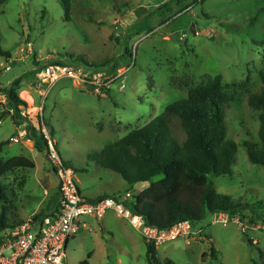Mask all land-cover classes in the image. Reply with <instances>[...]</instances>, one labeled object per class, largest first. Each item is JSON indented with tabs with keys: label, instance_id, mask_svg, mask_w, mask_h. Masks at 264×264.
I'll return each mask as SVG.
<instances>
[{
	"label": "rangeland",
	"instance_id": "rangeland-1",
	"mask_svg": "<svg viewBox=\"0 0 264 264\" xmlns=\"http://www.w3.org/2000/svg\"><path fill=\"white\" fill-rule=\"evenodd\" d=\"M194 1L75 0L69 20L61 0L0 5V46L11 54L10 59L0 56V143L8 142L1 156L8 160L24 154L35 163L34 170L1 179L0 215L4 206L10 207L2 197L10 198L15 179H26L21 202L15 203L20 216H28L44 198L49 206L57 202L58 182L45 153L31 155L22 151V143L13 142L22 131L25 141L30 126L41 125L50 135L53 129L51 136L64 162L75 170L83 195H136L147 183L131 189L121 175L98 164L97 154L187 98L189 89L204 84L207 75H220L226 93L235 99L225 112L228 139L238 144V152L232 176L211 179L218 194L242 205L239 214L264 217V166L253 164L244 147L260 146V112L250 107L249 98L264 88V0ZM29 43L32 54L22 51ZM84 61L96 63L94 70L127 71L121 80L125 89L114 84L98 95L73 79L42 87L37 76L42 66L59 62L78 73L87 68ZM29 71L34 74L22 81L18 94L24 119L15 121L3 103L5 90ZM23 91L32 94L34 105ZM29 191L35 198L25 196ZM81 220L88 227L71 239L65 264H148L147 239L114 212L101 220ZM213 220L207 215L193 226L190 238L159 245L157 258L173 264H264L258 250L264 254V231L244 232L237 224Z\"/></svg>",
	"mask_w": 264,
	"mask_h": 264
},
{
	"label": "trees",
	"instance_id": "trees-1",
	"mask_svg": "<svg viewBox=\"0 0 264 264\" xmlns=\"http://www.w3.org/2000/svg\"><path fill=\"white\" fill-rule=\"evenodd\" d=\"M8 1L0 0V5ZM61 1L69 20L75 0ZM197 2L195 0L194 4ZM0 56L11 58V54L3 51L1 46ZM84 64L91 68L97 65L89 61H84ZM31 74L34 71L14 79L5 90L9 108L14 110L15 121L24 119L19 111L24 103L18 94L22 81ZM262 80L264 85V76ZM234 100L233 96L226 93L220 75H207L204 84L189 89L187 98L168 105L161 115L147 125L131 130L124 138L106 145L97 154L98 164L121 175L131 189L140 183L149 184L127 203L133 212L145 219L148 226L169 229L186 220L194 226L207 215L221 211L235 214L241 209L242 205L238 201L218 194L211 179L233 174L238 144L228 139L225 109ZM249 105L260 112V146L256 149L250 143H245L244 147L253 164L264 166V88L250 96ZM51 135L54 136L53 129ZM29 136L34 141L35 148L45 152L47 156L48 145L41 125L39 129L30 126ZM7 143H0V181L18 170L35 168V163L24 156L5 160L1 153ZM158 176L161 179L155 181ZM105 197L107 196L98 199ZM2 198L9 204L7 196ZM9 210L8 206H4L2 210L0 232L16 227L8 223ZM248 242L252 247L255 246L253 241ZM258 250L263 257V251ZM211 251L215 256L213 247ZM91 257L90 254L89 259ZM147 261L148 264H173L159 260L157 247L151 242H147Z\"/></svg>",
	"mask_w": 264,
	"mask_h": 264
},
{
	"label": "built area",
	"instance_id": "built-area-1",
	"mask_svg": "<svg viewBox=\"0 0 264 264\" xmlns=\"http://www.w3.org/2000/svg\"><path fill=\"white\" fill-rule=\"evenodd\" d=\"M203 1L198 0L199 3ZM22 51L32 54V44L29 43L27 49ZM87 68L82 66L76 73L70 65L54 62L39 68L37 76L42 87L47 86L50 89L63 79H73L75 84H80L85 90L98 95L109 92L114 84H119L120 90L125 89V84L121 80L127 71L115 72L113 67L105 70H94L88 66ZM8 70L10 67L5 68V71ZM3 103L8 105L7 98ZM9 112L13 114L14 110L9 108ZM42 134L48 145V162L59 182L61 196L59 209L39 220L32 219L14 228L3 230L0 236V264H65L69 242L78 234L81 227L86 225L80 224L81 218L88 216L101 220L109 212H114L156 246L179 238H190L193 235V226L188 220L169 229L148 226L142 216L127 206V203L134 199L129 191L123 195H112L97 200L83 196L74 181L75 170L62 159L55 139L47 128H42ZM26 135V132H22L19 137L13 139V142L19 143ZM213 217L214 223L237 224L244 232L264 231V217L244 218L239 213L222 211L213 214Z\"/></svg>",
	"mask_w": 264,
	"mask_h": 264
},
{
	"label": "crops",
	"instance_id": "crops-1",
	"mask_svg": "<svg viewBox=\"0 0 264 264\" xmlns=\"http://www.w3.org/2000/svg\"><path fill=\"white\" fill-rule=\"evenodd\" d=\"M165 40H168L169 41L170 40V37L169 36H166L165 37ZM24 92L25 91H23L22 93H24ZM25 93H27L32 98V100H33L32 105H34L35 100H34L32 94L31 93H28V92H25ZM41 95H42V93H41ZM22 132H26V131H22ZM19 143H22V151L23 152L30 153L31 155H34L35 152H40V151H38L35 148L34 141L31 140L30 138L27 139V140H25V141H20ZM43 153H45V152H43ZM45 155H46V153H45ZM20 156H24V157H26V158H28L30 160L32 159L29 156H26L24 154H22ZM34 169H32V170H34ZM21 170H28V169H21ZM18 171H20V170H18ZM53 173H54V171H53ZM55 178H56V176H55ZM56 180H57V178H56ZM57 182H58V180H57ZM25 184H26V179L25 178L15 179V181L13 182V185H11L10 188H9L13 192L10 195V198L8 199L9 200V204H10V207L9 208L11 210V212L9 210V212L11 214V216H10L11 218L7 217V219L9 221L8 223H9L10 226H12V225L18 226V225H21L23 223H26V222H28L29 220H32V219L39 220L40 218L44 217L47 214H52V213L57 212L58 209H59V204H60V201H61V196L59 194V182H58L57 202L55 204H51L49 206V202L50 201L48 199L44 198V199H42L39 202V204L36 207L32 208V212L28 216H26V217L20 216V209L16 206L15 203H17L18 201L21 202V199H22V197H21V191L25 190ZM148 186H149V184L147 183L145 185V188H147ZM46 194L48 195V192ZM25 196L27 198H29V199L35 198L34 197V194L32 193V191H29V194L28 195H25ZM83 196H85V195H83ZM102 196H110V195L106 194V195H101V196H97V197H93V198H89L87 196H85V197L88 198V199H90V200H95V199H98L99 197H102ZM82 223H85L86 225H85V227L82 226L81 229H84V228H87L88 227V224H87L86 220L85 221H82L81 220V223L80 224H82ZM103 228L104 229H107L104 223H103ZM81 229H80V231H81ZM79 232H78V234H79ZM156 247H157V250H158L159 246H156Z\"/></svg>",
	"mask_w": 264,
	"mask_h": 264
},
{
	"label": "bare ground",
	"instance_id": "bare-ground-1",
	"mask_svg": "<svg viewBox=\"0 0 264 264\" xmlns=\"http://www.w3.org/2000/svg\"><path fill=\"white\" fill-rule=\"evenodd\" d=\"M24 95H25V94H24ZM27 96H28V95H27ZM28 98H29V100H28V101H29L30 103H33V100H32V98H31V97H28ZM28 98H27V99H28Z\"/></svg>",
	"mask_w": 264,
	"mask_h": 264
}]
</instances>
